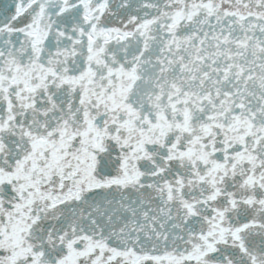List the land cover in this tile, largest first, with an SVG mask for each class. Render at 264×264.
I'll use <instances>...</instances> for the list:
<instances>
[{
    "label": "snow or ice",
    "instance_id": "obj_1",
    "mask_svg": "<svg viewBox=\"0 0 264 264\" xmlns=\"http://www.w3.org/2000/svg\"><path fill=\"white\" fill-rule=\"evenodd\" d=\"M0 264H264V0H0Z\"/></svg>",
    "mask_w": 264,
    "mask_h": 264
}]
</instances>
